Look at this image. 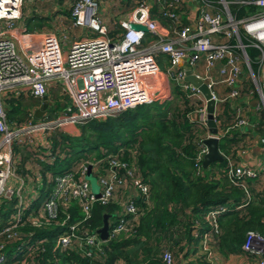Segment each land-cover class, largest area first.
Wrapping results in <instances>:
<instances>
[{
  "label": "built area",
  "instance_id": "1",
  "mask_svg": "<svg viewBox=\"0 0 264 264\" xmlns=\"http://www.w3.org/2000/svg\"><path fill=\"white\" fill-rule=\"evenodd\" d=\"M191 3H195L192 20L184 23L181 7ZM22 5L23 0H0V197H3L0 203L12 200L15 195L17 197L14 212L0 229V264L6 260L2 252L5 240L18 241L21 236L19 229L25 222L34 227L50 223L65 225V231L58 237L63 249L79 238L78 234L84 237L83 245L99 248L111 237L130 232L140 216L137 201L140 199L146 204L150 201V186L141 181L134 162L128 164L118 153L94 162L80 163L75 169L59 174L41 205L30 209L37 196L27 199L26 178L16 173L18 157L13 150L15 144H30L37 148L42 145L37 141L38 132L91 119H105L142 103L158 100L162 97L158 77L163 73L196 103L192 117L197 114L196 122L206 129L199 136L195 151V166L199 172L208 150L204 140L211 136L205 119L207 99L197 87L186 81L187 69L207 85L215 102V122L217 104L228 98L240 97L238 83L244 74L250 78L264 102V0H162L161 16L170 22L165 32L150 17L149 6L142 2L138 6V14L122 23L124 31L116 39L108 36L106 26L97 15L98 0H73L71 26L87 28L97 35L72 40L66 52L53 33L44 34L39 43L33 41L35 33L24 32L15 39L5 35L6 30L20 19ZM132 23L145 26L147 31L131 28ZM158 53L167 57L165 70L157 62ZM217 83L228 88L225 97L215 94L213 88ZM54 85H60L69 98V103L55 117L20 125L8 122L3 103L8 94L16 95L26 89L34 98H42ZM230 106L233 126H246L242 107L236 103ZM222 134L217 132L215 136L220 138ZM42 146L48 147V142ZM135 155L131 151L133 159ZM104 164L107 165L106 170L102 167ZM228 164L227 176L236 185L244 186L247 178L264 175V165L254 169L232 161ZM88 165L91 166L90 175L98 176L99 190L96 192L100 193L99 197L95 196L87 180ZM39 179L40 176L36 182ZM29 187L35 186L27 185V189ZM249 198L250 194H247ZM72 201L79 204L83 220L90 216L92 204L96 201L119 204L116 217L108 219L107 240L100 239L97 231H83L80 227L82 220L66 224L67 216L61 222L57 221L60 207ZM27 210L29 214L24 219ZM226 210L229 207L218 206L205 212L204 218L214 233L219 228L217 216ZM210 239L211 233L205 232L200 239L202 249L209 246ZM33 248L34 244H31L18 249L23 253L22 263ZM243 249L256 254L252 264H264V235L248 231ZM162 259L164 264H174L169 251L163 253Z\"/></svg>",
  "mask_w": 264,
  "mask_h": 264
},
{
  "label": "trees",
  "instance_id": "2",
  "mask_svg": "<svg viewBox=\"0 0 264 264\" xmlns=\"http://www.w3.org/2000/svg\"><path fill=\"white\" fill-rule=\"evenodd\" d=\"M250 53L253 54L252 51ZM159 57L167 58L159 53L156 56L158 63ZM254 96L257 97L256 92ZM25 97L24 94H12L3 100L9 123L34 122L27 108L38 100L31 95ZM61 106L56 102L43 118L55 116ZM194 109L195 103H190L174 85L172 99L163 102L153 100L105 119L79 123L80 134L76 136L64 132L49 136L48 147L44 148L48 157L37 159L41 164L40 179L35 187L38 188V196L30 209L41 205L59 174L75 169L80 163L94 162L118 153L128 164L134 162L141 181L150 186V201L148 204L140 199L137 201L140 216L130 232L111 237L99 248L83 245L84 237L78 234L79 238L63 249L58 237L65 231V225L50 223L34 227L25 222L19 229L21 236L18 241L5 240L2 252L6 260L3 264H164L162 255L165 251L171 252L178 260L181 254L194 253L205 232L211 233L212 241L224 253L242 251L248 231L264 235V194L254 192L249 182L259 179L260 175L247 178L244 186L233 184L227 176L228 163L234 161L240 140L238 132L231 128L225 131L218 141L223 160L210 163L207 170L201 167L198 172L195 151L199 136L205 129L193 119ZM259 119L255 131L264 136V110L260 111ZM20 149L15 144L14 154L25 159V153L22 155ZM131 151L136 154L135 159L131 157ZM21 162L22 170L19 168L18 172L28 180L33 174L25 172L24 161ZM102 167L107 169L106 164ZM247 194H250L249 199ZM239 205L242 206L235 208ZM218 206H227L229 210L217 216L219 228L214 233L204 214ZM4 208L5 204L0 203V215ZM119 210L116 202L101 204L96 201L92 204L90 216L83 220L79 204L72 201L60 207L57 221L61 222L67 216L66 224L82 220L81 229L90 233L101 227L104 214L114 219ZM3 214L0 229L10 217L8 212ZM25 214L24 219H27L29 210ZM31 244L34 248L22 263L23 253L18 249ZM197 264L206 263L198 260Z\"/></svg>",
  "mask_w": 264,
  "mask_h": 264
},
{
  "label": "crops",
  "instance_id": "3",
  "mask_svg": "<svg viewBox=\"0 0 264 264\" xmlns=\"http://www.w3.org/2000/svg\"><path fill=\"white\" fill-rule=\"evenodd\" d=\"M73 0H27V7H22L21 17L16 21L14 26L6 30L5 35L7 37L16 38L19 37L24 32L35 33L34 42L39 43L44 34L53 33L57 36V33L64 31L69 32V37L74 39L92 36L93 32L89 29L82 30L84 28H76L71 26V5ZM144 2L149 6V15L152 19L156 20L162 31L165 32L169 27V20L161 16L160 9L162 8V0H98L97 15L100 18L102 24H104L108 30V36L112 39L120 37L124 31L122 26L123 22L130 21L134 15L138 14V6L140 3ZM164 2V1H163ZM101 5V6H100ZM170 9V6H167ZM195 7V3L181 7V16L184 23H189L193 17L192 9ZM192 13V14H191ZM45 22V23H43ZM58 22L60 27L59 30L56 29L53 23ZM42 23V24H41ZM55 27V28H54ZM31 28V29H30ZM148 35V39H151V35ZM64 38H69L68 35H63ZM71 40V41H72ZM69 41V40H68ZM21 51H23V48ZM67 47L62 50L67 51ZM159 53L157 54L158 57ZM160 59L158 63L162 70L168 67V60L164 57ZM216 77V73H213ZM160 80V81H159ZM160 82V88L162 89V97L158 98V101H165L172 99V92L174 89V84L163 74L160 73L158 77ZM239 88H242L240 97L238 99L231 100L228 98L226 101L217 104L216 114L219 119H217V129L218 133L222 134L228 129H234L238 132V137L240 138L236 150L234 152L233 160L234 164L245 165L250 168L260 169L264 165V136H260L256 131V124L260 120V104L261 98L259 93H257L256 88L251 82L250 78L245 74L241 76V80L238 83ZM215 94L218 97H225L227 95L228 88L222 84H215L213 88ZM256 92L257 97L254 96ZM157 94V92H154ZM164 93V94H163ZM14 95L10 93L9 95ZM19 94H24L29 96V92L26 89H22ZM48 100L52 103L48 110L56 104V102L62 104L58 109L62 111L63 107L69 103V98L62 92L60 85H54L47 91ZM6 99V98H4ZM38 100L28 111L33 115L34 122L37 120L34 117V112L42 104V98H33ZM236 103L242 107L243 116L246 119V126H233L234 120L232 115L231 104ZM229 112V113H228ZM46 115V114H45ZM44 115V116H45ZM43 116V117H44ZM42 117V118H43ZM41 118V119H42ZM39 119V120H41ZM193 119L197 120L198 115L194 114ZM76 128L75 125H71ZM206 131V129H205ZM27 153L25 152V158ZM19 158V156H18ZM20 161V158H19ZM261 172V170H259ZM20 175V174H19ZM27 177V176H23ZM29 180L26 179V183ZM252 183V190L259 194H264V175L261 174L259 179L255 181H249ZM254 183V185H253ZM28 185V184H27ZM36 187V186H35ZM26 189V194L28 198L31 196H38V188ZM252 197V196H251ZM16 202V201H15ZM32 206V205H31ZM15 208V205H14ZM9 215L12 212L7 211ZM212 237L210 239V244L204 250L200 243L198 248L194 253H189L188 255H182L179 260L174 264H197V261L205 262L206 264H252L256 259V254L245 251L238 253H224L218 249V246L214 244ZM117 264H123L121 262Z\"/></svg>",
  "mask_w": 264,
  "mask_h": 264
},
{
  "label": "rangeland",
  "instance_id": "4",
  "mask_svg": "<svg viewBox=\"0 0 264 264\" xmlns=\"http://www.w3.org/2000/svg\"><path fill=\"white\" fill-rule=\"evenodd\" d=\"M101 6V5H100ZM22 7H24V8H26L27 7V0H23V5H22ZM43 23H45V22H43ZM42 24V23H41ZM54 25H55V27H56V29L57 30H59L60 29V27H59V25H58V22H55V23H53ZM54 27V28H55ZM31 29V28H30ZM82 30H87V29H82ZM68 35V37H69V32L67 31H64V32H62V34L61 33H57V37H58V39H59V41H60V44H61V47L64 49L65 47H67L69 44H70V42H71V40H72V38H64L63 37V35ZM93 36H96L97 34L94 32L93 34H92ZM69 40V41H68ZM160 81V80H159ZM164 94V93H163ZM9 96V94L7 95V97ZM26 98V97H25ZM26 101H28V100H26ZM189 102L190 103H194L193 101H191V100H189ZM196 104V103H195ZM260 110L262 111V110H264V102L262 101L261 102V104H260ZM56 116V115H55ZM55 116H53V117H55ZM53 117H51V118H53ZM35 121V120H34ZM23 124H25V123H23ZM76 126H77V124H76ZM60 132H64V133H67V134H70V136H76V135H79L80 134V130H79V128H78V126L76 127V128H74V126H71V125H66V126H62V127H57V128H55L54 130H49V131H47V132H38L37 134H36V137H37V141L38 142H41L42 143V145H45L46 144V142H48V138H49V136H51V135H56V134H59ZM37 146V148H32L31 146H30V144H28V145H17L18 147H20L21 149V154L23 155L25 152L27 153V155H26V158L25 159H23L22 157L20 158V161H19V159H17V162H16V173H18V175L20 174L19 172H18V169L19 168H21L20 166H22L21 164H22V162L21 161H24L23 162V170L25 171V172H31L32 174H33V176L31 175L29 178H28V180H29V183L27 182H25L24 183V186H26V189H27V184L28 185H30V186H37V182L36 181H38L37 180V177L39 176V173L38 172H40V168H41V164L38 162V160L37 159H42V158H44V157H48V155H47V149H44V148H46L45 146ZM38 147H40V148H42V149H40V148H38ZM25 155V154H24ZM23 159V160H22ZM206 170H207V168H205ZM21 170H22V168H21ZM26 174V173H25ZM20 176L21 177H23V175H21L20 174ZM35 177H36V179H35ZM23 178H25V177H23ZM87 180H88V182H89V184H90V186H91V188H92V190L93 191H97V190H99V183H98V176L97 175H90V176H88L87 177ZM36 182V183H35ZM30 188V187H29ZM24 196V195H23ZM1 199L3 198V197H0ZM17 197H16V195L14 196V198L12 199V200H7L6 202H4V204H5V208H4V212L3 213H7V211H10V212H14V205H15V199H16ZM3 213H1V215H0V221H2L3 220V216H4V214ZM176 262L178 261V258L176 257L175 259H174Z\"/></svg>",
  "mask_w": 264,
  "mask_h": 264
},
{
  "label": "water",
  "instance_id": "5",
  "mask_svg": "<svg viewBox=\"0 0 264 264\" xmlns=\"http://www.w3.org/2000/svg\"><path fill=\"white\" fill-rule=\"evenodd\" d=\"M130 27L133 29H136V30H142L145 32L147 31L145 26L138 24V23H132L130 25ZM186 81H188L189 83H191L192 85L197 87L202 92L204 97L207 99V103H206L207 113H206L205 119H206L207 128H208L211 136L207 137L204 140V143L207 145L208 150L205 153L203 160H202L203 168H207L210 163L223 160V156L220 154L219 149H218L219 138H217L215 136L218 132L217 124H216V122L214 120V116H213V112L215 109V102L211 98V93H210L207 85L199 77H197L194 74H191L190 69H187ZM51 104L52 103L48 100V96L44 95L42 97L41 106L38 109H36V111L34 112L35 119L36 120L41 119L46 114V111ZM90 168H91V166L88 165L87 177L90 176ZM95 196L99 197L100 193L95 191ZM109 217H110L109 214L103 215L102 225L97 230V232L99 233L100 239H102L103 241L107 240V237H108V230H109L108 219H109Z\"/></svg>",
  "mask_w": 264,
  "mask_h": 264
},
{
  "label": "bare ground",
  "instance_id": "6",
  "mask_svg": "<svg viewBox=\"0 0 264 264\" xmlns=\"http://www.w3.org/2000/svg\"><path fill=\"white\" fill-rule=\"evenodd\" d=\"M149 82H152L151 79H148Z\"/></svg>",
  "mask_w": 264,
  "mask_h": 264
}]
</instances>
